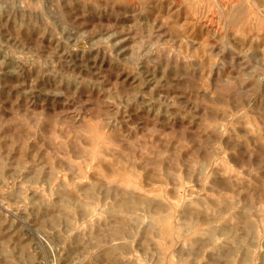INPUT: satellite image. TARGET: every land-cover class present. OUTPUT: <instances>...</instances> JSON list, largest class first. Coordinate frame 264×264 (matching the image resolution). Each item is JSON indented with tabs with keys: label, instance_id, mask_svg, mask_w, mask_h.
<instances>
[{
	"label": "rangeland",
	"instance_id": "rangeland-1",
	"mask_svg": "<svg viewBox=\"0 0 264 264\" xmlns=\"http://www.w3.org/2000/svg\"><path fill=\"white\" fill-rule=\"evenodd\" d=\"M0 264H264V0H0Z\"/></svg>",
	"mask_w": 264,
	"mask_h": 264
},
{
	"label": "bare ground",
	"instance_id": "bare-ground-1",
	"mask_svg": "<svg viewBox=\"0 0 264 264\" xmlns=\"http://www.w3.org/2000/svg\"><path fill=\"white\" fill-rule=\"evenodd\" d=\"M233 14V13H232ZM219 169V168H218ZM137 197H140V196H137ZM145 198H147V197H145ZM147 201V200H146ZM66 204V203H65ZM126 204H128V203H125L124 205L126 206ZM66 207V206H65ZM68 208V207H67ZM127 210V209H126ZM188 210V209H187ZM123 211V210H122ZM185 211V210H184ZM219 211V210H218ZM188 212V211H187ZM156 214V213H155ZM200 216V215H199ZM245 217V216H244ZM161 218V217H160ZM197 218H199V217H197ZM163 219V218H162ZM161 219V220H162ZM165 219V218H164ZM244 219V218H243ZM157 220V219H156ZM126 221V220H125ZM157 222H159V221H157ZM183 225V224H182ZM190 227H192V226H190ZM223 227V226H222ZM252 228V227H251ZM214 230V229H213ZM220 230H222V229H220ZM231 230V229H230ZM209 232V231H208ZM210 233V232H209ZM216 234V233H215ZM112 262V261H111Z\"/></svg>",
	"mask_w": 264,
	"mask_h": 264
}]
</instances>
